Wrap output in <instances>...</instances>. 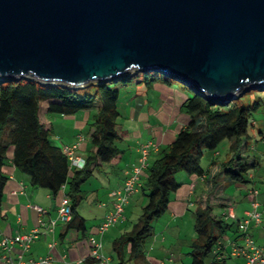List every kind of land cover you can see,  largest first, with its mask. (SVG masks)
<instances>
[{"label": "water", "instance_id": "water-1", "mask_svg": "<svg viewBox=\"0 0 264 264\" xmlns=\"http://www.w3.org/2000/svg\"><path fill=\"white\" fill-rule=\"evenodd\" d=\"M156 71L227 104L264 89V0H0V80Z\"/></svg>", "mask_w": 264, "mask_h": 264}, {"label": "trees", "instance_id": "trees-1", "mask_svg": "<svg viewBox=\"0 0 264 264\" xmlns=\"http://www.w3.org/2000/svg\"><path fill=\"white\" fill-rule=\"evenodd\" d=\"M171 80L156 71H134L115 80L81 88L41 84L33 79L0 80V200L7 179L2 167L8 161L7 152L11 149L10 162L27 175L31 186L44 188L55 196L63 185H67L66 195L72 216L66 227H74L84 233L85 220L76 210L82 199L80 186L91 176L93 169L103 163L118 162L122 154L117 146L121 139L116 122L120 116L119 88L141 82L146 88L155 84L175 87ZM189 92L181 106L189 121L169 144L159 149L156 158L148 162L141 186L146 202L131 231L113 241L117 253L116 246L122 245L129 246L131 257L141 253L153 220L165 212L170 193L180 185L175 175L184 172L201 176L204 171L200 162L205 152L216 153L219 145L227 141L231 155L220 167L223 176L232 183L247 182V171L257 165L255 158L249 159L247 154L248 128L251 113L261 105V101L247 105L239 102V96L234 101L221 104L192 90ZM80 111L91 112V121L85 132L90 150L84 167L71 169L67 157L50 141V116L73 115ZM218 200V205H226L221 196ZM200 202L193 212L196 239L191 244L190 264H205L208 256L211 257L209 264H218L215 259L220 251H212L220 247L224 233L239 231L238 223L215 215L208 197ZM84 264L98 263L90 258L85 259Z\"/></svg>", "mask_w": 264, "mask_h": 264}, {"label": "crops", "instance_id": "crops-1", "mask_svg": "<svg viewBox=\"0 0 264 264\" xmlns=\"http://www.w3.org/2000/svg\"><path fill=\"white\" fill-rule=\"evenodd\" d=\"M153 86L169 92L174 91L178 99L172 100L170 96L165 97L162 94L157 100L146 99L147 97L144 99L143 97L147 96V92L152 90ZM153 86L141 89L136 93L135 104L133 105V102L130 104L131 115L125 116V122L132 124L131 133L134 137L127 139L128 132L123 130L124 125L117 124L122 139L118 141L122 143L120 148L122 154L119 161L97 166L93 169L91 176L80 186L81 201L85 192L92 193L97 210V214L93 212L91 215L94 219L90 220L89 218V221L76 209L77 213L85 220L86 231L84 233L76 231L74 227L67 228V223L63 224L59 221H56L53 230H47L49 222L56 218V208L61 198L63 196L68 198L66 195L67 185H63L55 196H51L44 188L31 186L27 175L16 169L10 162L12 150H9L7 152L9 159L2 167L7 179L0 200V239L25 233L33 228L38 219V214L33 207L41 206L47 210L43 216L45 225L42 228V234L25 252V259L38 258L48 253L53 257L51 264H84L85 259H90L87 238L95 232L104 216L112 209L111 193L123 183L127 173L137 163L140 145L147 141H153L156 145L148 158V162H151L156 158L159 149L169 144L177 132L189 121L188 114L181 107L183 101L189 96L188 92L166 84ZM50 120L51 143L59 147L60 150L64 146L78 143L76 154L86 159L90 149L89 139L85 132L88 122L91 121V112L80 111L73 115H52ZM230 155L231 153L227 150L225 158L221 160L218 150L216 153L205 152L201 159V161L204 159L205 165L202 166L200 162L204 171L201 176L189 175L184 172H178L175 175L176 182L180 184L179 187L170 193L165 212L153 220L151 232L144 240L141 253L136 257H131L128 245L116 246L117 253L114 251L113 241L131 231L137 222L139 217H136L132 223L129 222L133 209L139 210L140 216L141 208L146 202V197L141 191L144 179L142 175L137 190L124 207V218L110 226L100 237L101 252L109 258V264H190L191 244L196 239L193 226L194 211L191 210L194 208L196 210L201 204L200 201L207 197L215 215L225 218V213L230 209L235 215L237 223L245 217V212L250 209L251 201L256 200L258 201V211L264 219V171L248 170L245 177L247 185L243 188L242 186L237 187L240 199L231 201L232 199L226 197L225 189L232 182L223 176L220 165ZM256 166L259 167L258 163ZM254 190L258 192L257 195H253L252 191ZM219 196L226 202L225 206L218 205ZM227 220L230 221V219ZM227 232L220 238V254L215 259L216 263L244 264L242 256L231 255L233 247L241 242L240 232L235 230ZM248 232L257 244H264V230L261 226L251 222ZM49 242H54L52 250L47 247ZM19 252V248L14 247L11 255L14 256ZM210 261L211 257L208 256L205 259V264H209ZM0 264L8 263L0 260Z\"/></svg>", "mask_w": 264, "mask_h": 264}, {"label": "built area", "instance_id": "built-area-1", "mask_svg": "<svg viewBox=\"0 0 264 264\" xmlns=\"http://www.w3.org/2000/svg\"><path fill=\"white\" fill-rule=\"evenodd\" d=\"M78 143L71 146H64L61 151L67 157L69 166L71 168L82 169L85 165V159L76 154ZM156 148L153 141H147L140 145L139 156L137 163L132 166L127 173L123 183L115 190L112 191L111 196L112 209L104 216L103 220L96 227V230L87 238V243L90 249V258L97 261L98 264H109V258L102 254V244L100 237L108 230V228L121 219L124 218V207L129 198L137 190L143 172L148 167V158L152 150ZM253 195H257V191H252ZM38 214L37 224L28 232L16 234L14 236H7L0 239V260H4L8 264H51L53 257L50 253L40 256L38 258L25 259V252L42 234L45 222L43 216L47 210L41 206L33 207ZM72 212L69 200L63 196L56 208V218L49 222L47 227L48 231L53 230L56 221L63 224L71 220ZM224 217L226 219L235 220V215L229 209ZM253 222L255 225L261 226L264 230V219L258 211V201L253 200L250 203V209L245 212V217L238 222V229L241 236V242L236 244L231 252L233 256H242L244 264H264V244H257L248 232V226ZM14 247H18L20 252L16 255H11ZM49 250L54 248V242L47 244ZM219 247H216L212 253H217ZM219 256V255H218Z\"/></svg>", "mask_w": 264, "mask_h": 264}, {"label": "rangeland", "instance_id": "rangeland-1", "mask_svg": "<svg viewBox=\"0 0 264 264\" xmlns=\"http://www.w3.org/2000/svg\"><path fill=\"white\" fill-rule=\"evenodd\" d=\"M171 83L177 88L179 89H183L187 92H189V88L183 86L181 83H178L176 81H172ZM164 85V84H162ZM138 88V90H136ZM146 88L144 85V82L138 83V84H133L130 85L128 88H124V87H120V95H119V100H118V110L119 112L122 114L121 116H119V118L117 119V124H123V130L127 131L128 134L127 139L128 138H132L134 137L133 134L131 133L132 131V124L125 122L126 120V115L129 117V115H131V107L130 104L133 102V105L135 104V95L137 92H140L141 89ZM191 93V92H189ZM162 94L165 97L170 96V98L172 100H176L178 99V96L174 93V91L169 92L167 90H161L159 88L156 87H152V90H150L149 92H147V96H144L143 98L145 99H154L157 100L159 98V95ZM237 99V98H236ZM233 101L235 99H232ZM230 100V101H232ZM261 101V105L259 107H257L256 110H254L251 113V118H250V125L248 128V134L250 136L249 138V149L247 150V154L249 155V159L251 158H255V160L257 161L259 167L257 168V166L253 169H256V171L261 170L260 172L264 171V89H251L249 91L244 92L242 95H240L239 97V102L243 103V104H252L254 101ZM53 115H59V114H53ZM125 117V118H124ZM118 128V126H117ZM125 136V137H126ZM146 137V136H144ZM122 140V139H121ZM227 141H223L219 147H218V151L220 152V156L219 158L221 160H223L225 158V154L228 150V146H227ZM117 146L119 148L122 147V143L117 142ZM201 165L204 166V159L201 161ZM247 183H231L230 185H228L225 189V195L226 197H229L231 201H236L240 199V195H239V190H238V186H246ZM88 187V186H87ZM86 189V188H85ZM231 196V197H230ZM93 195L92 193L89 192H85L84 194V198L81 201V203L77 206V210L78 212L83 215L84 217L87 218V220H92L93 216L92 213H96L97 214V210L94 204V199H93ZM235 199V200H234ZM195 209V208H194ZM191 210V211H194ZM132 218L129 220L130 223H132L134 220H136V217H139V210H132ZM94 219V218H93ZM89 220V221H90ZM88 221V224L90 223ZM228 234V232H227ZM229 234H231L229 232Z\"/></svg>", "mask_w": 264, "mask_h": 264}]
</instances>
